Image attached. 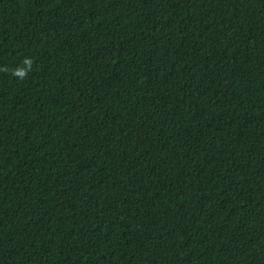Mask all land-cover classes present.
<instances>
[{"label":"trees","instance_id":"trees-1","mask_svg":"<svg viewBox=\"0 0 264 264\" xmlns=\"http://www.w3.org/2000/svg\"><path fill=\"white\" fill-rule=\"evenodd\" d=\"M0 264H264V0H0Z\"/></svg>","mask_w":264,"mask_h":264}]
</instances>
